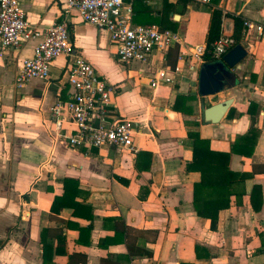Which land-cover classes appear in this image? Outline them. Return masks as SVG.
<instances>
[{
	"label": "crops",
	"instance_id": "0c3cea01",
	"mask_svg": "<svg viewBox=\"0 0 264 264\" xmlns=\"http://www.w3.org/2000/svg\"><path fill=\"white\" fill-rule=\"evenodd\" d=\"M20 1L36 28L67 20L75 49L115 87L111 119L137 121L136 150L69 146L50 108L74 91L70 57H57L48 79L19 89L16 75L38 41L0 45V264H264V37L241 34L248 55L236 85L218 94L198 89L200 68L212 61L189 67L193 48L207 45L214 9L264 22V0H126L134 23L182 35L181 47L156 50L148 62L121 61L109 32L68 10L67 0ZM222 29L235 36L233 16ZM170 62L182 72L153 88L156 69H174ZM228 98L218 123L203 120L205 107ZM196 135L230 154L231 204L216 228L194 206L202 174L187 165Z\"/></svg>",
	"mask_w": 264,
	"mask_h": 264
},
{
	"label": "built area",
	"instance_id": "2783aa9c",
	"mask_svg": "<svg viewBox=\"0 0 264 264\" xmlns=\"http://www.w3.org/2000/svg\"><path fill=\"white\" fill-rule=\"evenodd\" d=\"M196 1L210 4L212 0ZM67 9L76 10L85 22L106 29L112 43L117 46L119 59L124 62H148L156 50L183 45L178 31L163 28L157 23H134L132 1L67 0ZM251 32L264 37V22L244 19L242 36L246 37ZM29 40L38 42L34 47V56L24 59L20 65L15 79L19 89L33 79H48L57 57L65 55L71 59L68 82L74 91L69 99L58 100L50 108L56 134L72 147L136 150L137 121L132 118L111 119L109 105L115 87L75 49L67 20L58 21L46 30L39 29L32 26L20 0H0L1 48H19ZM237 44L234 36L222 34L212 44L213 55L222 58ZM206 52L207 45H196L189 54L194 60L189 67H199ZM174 72L181 73V67H158L150 79L151 86L158 88L161 82L174 83Z\"/></svg>",
	"mask_w": 264,
	"mask_h": 264
},
{
	"label": "trees",
	"instance_id": "16d2710c",
	"mask_svg": "<svg viewBox=\"0 0 264 264\" xmlns=\"http://www.w3.org/2000/svg\"><path fill=\"white\" fill-rule=\"evenodd\" d=\"M225 16H233L236 23L235 38L241 42L243 19L234 16L229 12L216 8L212 13L211 24L209 28L207 52L205 54L207 61H214L212 44L222 35V24ZM171 51L179 55V47ZM172 68L176 67V62H170ZM193 160L187 165L189 170L196 169L202 174L200 182L194 187V206L196 213L200 217L209 218L212 227L216 228L219 213L231 204V195L233 193L234 181L232 180V171L228 167L230 154L213 152L210 149L209 141L195 136ZM60 241L64 236L59 237Z\"/></svg>",
	"mask_w": 264,
	"mask_h": 264
},
{
	"label": "water",
	"instance_id": "95a60500",
	"mask_svg": "<svg viewBox=\"0 0 264 264\" xmlns=\"http://www.w3.org/2000/svg\"><path fill=\"white\" fill-rule=\"evenodd\" d=\"M182 5L179 6L181 10ZM248 55L246 47L239 43L229 50L222 58L204 62L199 72V94L202 97L218 94L236 85L240 65ZM233 98H228L203 110V120L218 123L226 114Z\"/></svg>",
	"mask_w": 264,
	"mask_h": 264
}]
</instances>
